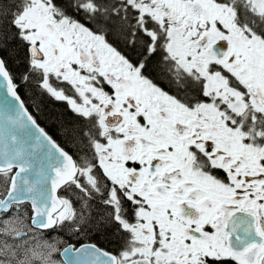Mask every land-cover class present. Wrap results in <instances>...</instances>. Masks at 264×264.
<instances>
[{"label": "snow or ice", "instance_id": "1", "mask_svg": "<svg viewBox=\"0 0 264 264\" xmlns=\"http://www.w3.org/2000/svg\"><path fill=\"white\" fill-rule=\"evenodd\" d=\"M0 264H264V0H0Z\"/></svg>", "mask_w": 264, "mask_h": 264}]
</instances>
